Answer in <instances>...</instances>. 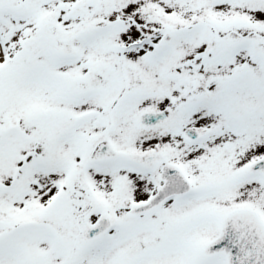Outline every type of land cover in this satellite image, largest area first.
<instances>
[{"label":"snow or ice","instance_id":"6c2138e0","mask_svg":"<svg viewBox=\"0 0 264 264\" xmlns=\"http://www.w3.org/2000/svg\"><path fill=\"white\" fill-rule=\"evenodd\" d=\"M0 264H264V0H0Z\"/></svg>","mask_w":264,"mask_h":264}]
</instances>
